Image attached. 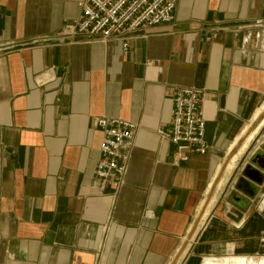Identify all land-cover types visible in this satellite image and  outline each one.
I'll list each match as a JSON object with an SVG mask.
<instances>
[{
  "label": "crops",
  "instance_id": "1",
  "mask_svg": "<svg viewBox=\"0 0 264 264\" xmlns=\"http://www.w3.org/2000/svg\"><path fill=\"white\" fill-rule=\"evenodd\" d=\"M78 14V0H0V264H174L191 237L178 264L264 253V186L246 178L229 212L212 210L250 147L200 221L264 104V0H179L173 22L131 35L127 55L119 39L56 38ZM179 85L207 92L209 149L175 164L158 131ZM102 115L139 126L122 185L94 177Z\"/></svg>",
  "mask_w": 264,
  "mask_h": 264
},
{
  "label": "built area",
  "instance_id": "2",
  "mask_svg": "<svg viewBox=\"0 0 264 264\" xmlns=\"http://www.w3.org/2000/svg\"><path fill=\"white\" fill-rule=\"evenodd\" d=\"M178 4L179 0H78V16L66 21L57 31L56 38L68 39L72 43L79 39L88 42L119 39L123 53L127 55L131 35L173 22ZM55 79L52 68L36 77L39 85ZM206 96L205 89L195 86L179 85L174 89L170 128L160 129L158 134L163 141L175 144V164L188 161L191 155L208 152L204 112ZM96 126L102 133V141L94 177L102 187L108 181L122 185L139 126L134 121L110 115L97 117ZM225 210L230 211L227 202ZM261 241L264 243V234Z\"/></svg>",
  "mask_w": 264,
  "mask_h": 264
},
{
  "label": "bare ground",
  "instance_id": "3",
  "mask_svg": "<svg viewBox=\"0 0 264 264\" xmlns=\"http://www.w3.org/2000/svg\"><path fill=\"white\" fill-rule=\"evenodd\" d=\"M264 127V104L258 109L255 113L254 119L245 127L243 132L240 135V141L235 150L230 157L228 158L225 168L223 171L218 174L215 182L211 185L210 193L208 199L204 202L203 210L200 215V221L208 214V208L213 203L218 194L219 189L226 184L228 177L231 175L234 164L237 159L242 155L244 151L248 149L252 141L257 136L260 129ZM194 240V237H191L190 240L185 244L184 248L179 252L177 261L174 264H178L189 251L191 242ZM211 261H216L219 264H254L256 260L244 256H232V257H223L220 259H211Z\"/></svg>",
  "mask_w": 264,
  "mask_h": 264
},
{
  "label": "rangeland",
  "instance_id": "4",
  "mask_svg": "<svg viewBox=\"0 0 264 264\" xmlns=\"http://www.w3.org/2000/svg\"><path fill=\"white\" fill-rule=\"evenodd\" d=\"M257 135L258 136L256 137V140L254 142L252 141L251 145L249 146L250 148L248 149L247 153L245 154L243 161H242V164L234 170L233 174L231 173L232 176H234V178H232V181L227 182L226 187L221 189V191H219V194H218L219 196H218L217 202L213 206L212 210L216 211L223 202H229L230 201L227 198H232L234 195H236V192H240V190L237 188V185L239 183V179L243 176V171L248 166H250L251 168L257 169L260 172V174L263 177V180L261 183H258L256 181L255 182L258 183L257 185H259L260 187L264 186V170L261 168H258L255 164L252 163V159L258 153H260V152L264 153V127L262 129H260V131L258 132ZM247 179H249L250 181H254L250 178H247ZM254 190L257 192V194H256V199L258 198L256 200L257 206L261 207V208L264 207V189L263 188H256ZM260 243L262 246H264V243L262 241ZM251 256L254 257V258H252L253 261H254V259L256 260V262H254V264H264V253L258 252L257 254L251 255Z\"/></svg>",
  "mask_w": 264,
  "mask_h": 264
},
{
  "label": "water",
  "instance_id": "5",
  "mask_svg": "<svg viewBox=\"0 0 264 264\" xmlns=\"http://www.w3.org/2000/svg\"><path fill=\"white\" fill-rule=\"evenodd\" d=\"M252 163L255 164L258 168H261L264 170V153L260 152L258 153L253 159ZM247 178H250L258 183H261L263 180L262 175L260 172L255 169L251 168L248 166L244 171H243V176L239 179V183L237 185L238 189L244 188L245 183L247 182ZM253 194V193H252Z\"/></svg>",
  "mask_w": 264,
  "mask_h": 264
}]
</instances>
